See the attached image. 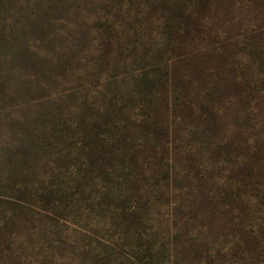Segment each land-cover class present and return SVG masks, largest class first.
Wrapping results in <instances>:
<instances>
[{"label":"trees","instance_id":"trees-1","mask_svg":"<svg viewBox=\"0 0 264 264\" xmlns=\"http://www.w3.org/2000/svg\"><path fill=\"white\" fill-rule=\"evenodd\" d=\"M32 1L0 230L90 225L80 264H264V0Z\"/></svg>","mask_w":264,"mask_h":264},{"label":"rangeland","instance_id":"rangeland-1","mask_svg":"<svg viewBox=\"0 0 264 264\" xmlns=\"http://www.w3.org/2000/svg\"><path fill=\"white\" fill-rule=\"evenodd\" d=\"M32 4V0H0V180L4 177L3 145L14 135L18 108L23 103L16 90L19 77L16 48L23 38V28H28L25 17L27 20L30 17ZM27 40L32 46L30 37ZM31 216H17L12 229L0 230L12 233L5 236L9 247L5 249L4 259L0 251V264H80L77 253L83 237L95 238L90 225L55 224L42 219L41 215ZM20 223L22 225L16 228Z\"/></svg>","mask_w":264,"mask_h":264}]
</instances>
